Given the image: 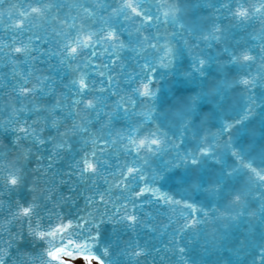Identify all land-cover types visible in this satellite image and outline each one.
Segmentation results:
<instances>
[{
  "label": "snow or ice",
  "instance_id": "1",
  "mask_svg": "<svg viewBox=\"0 0 264 264\" xmlns=\"http://www.w3.org/2000/svg\"><path fill=\"white\" fill-rule=\"evenodd\" d=\"M195 6V5H193ZM203 6V5H201ZM215 7V5H211ZM9 22L13 19L11 9L15 4H6V0H0V20L5 16ZM65 7L76 11L71 20L64 18L62 23L67 25V30L61 29L58 34L59 47L61 48V63L72 66L74 62L83 60L81 66L85 71L81 72L77 81L71 82L69 96L75 93L74 101L65 99L59 101L53 95L52 99L44 102L47 85L39 87L42 81H38L37 88L25 87L27 99H36L38 102L29 111L36 119L33 125L15 114L5 121H0V138L7 140L9 152H21L19 144L9 138V131L15 126L27 137L26 142L32 146H43L45 149H64L70 147L69 142L73 137L79 136L85 139L92 138V144L79 154V159L73 158L70 165L72 172H79L82 177L91 180L100 175L101 170L108 171L112 168L109 163L111 154L116 159H124V166L115 173H109L114 177L116 187L121 188V197L112 202L111 197L106 200L105 192L94 191V195L85 196L84 208L77 207L73 211L71 205L76 202L73 199L67 201L70 207H61L56 210V202L49 197L46 190L41 188L39 182L29 185L24 175L15 173L0 177V189L6 188L7 193L0 194V264H72V259L81 258L85 264H120L115 258L118 245L114 244V232L116 225L135 226L139 223L137 212V199L141 205L148 199V194L157 197L154 203L159 204L162 198L165 204H180L183 202L189 214L185 217L184 227L199 225L191 231H199L202 238L213 247H225L229 240V232L225 231L209 235L204 230V223L208 220V213L201 205L189 203L187 199L175 200L171 195L162 193L163 182L172 178L173 168H184L186 172L180 178L183 192L208 193L213 199L223 198L225 190L230 182L241 178L242 170L247 167L259 178V188L256 193L261 207L259 208L261 227L264 228V169L257 171L251 163L244 164L247 149L243 139L247 138L249 129V117L253 115L256 107L255 101L249 97V102L235 113L233 117L225 120L224 115L230 101V88L233 84L242 83L249 89H254L257 83L264 86V37H261L254 48H248L243 44H230L226 35L221 33L217 26L207 34L199 23L185 27L180 23L178 13L182 7H188L181 0H101V2L85 7L82 4H62L60 0H34L28 8L19 13L15 23L31 26V19L41 22L57 18V13ZM221 7H224L221 4ZM254 11L250 14L248 8L242 3H233L227 7L233 18L239 23L252 16L264 17V0L260 4L249 5ZM83 9V14H81ZM133 14L140 20V26L135 29L134 36L132 25L126 22L133 21ZM51 26V25H49ZM150 29H155L150 35H143ZM168 29H175L171 33L172 39H167ZM143 39V47L137 51V46ZM188 37L189 39H185ZM39 38V37H38ZM189 40L191 43H189ZM135 42V43H134ZM215 47L226 56V63L234 66L240 79L230 78L231 69L221 67V71L213 76L207 69L208 65H218L220 60L211 52L205 51L195 55L190 68L192 71L183 72L182 82L193 83L191 89H177L172 92L167 88L158 87L154 81L157 79V63L162 68L170 71H179L180 58L193 49L200 52L202 48ZM130 48L137 58L142 60L141 74L133 78L128 75L127 89L120 95L111 74L106 81H101L102 88L97 94L86 92L81 95V88L87 89L91 81L86 83L89 70L93 68V61L99 58L100 53L107 55L108 64H116L117 61L127 59L122 52ZM145 48L153 50L154 59L148 55L140 56ZM20 51V49H16ZM163 53L160 55V53ZM260 65L258 73L254 75L251 69ZM146 70V71H145ZM114 71V69H113ZM100 75H104L100 72ZM125 75H127L125 73ZM166 75V74H165ZM151 76V79H149ZM117 92L120 98L109 109L111 94ZM131 95H128V93ZM91 96V98H88ZM264 104V98L261 99ZM83 113V114H81ZM31 119V116L29 117ZM107 128L106 133H101L97 138L93 131L94 125L101 124ZM218 121V124L213 123ZM23 125V127H22ZM119 126V130H118ZM260 135L264 138V109L261 111ZM211 127H216L212 131ZM244 132L245 136L239 142H233V133ZM212 140L209 142L208 137ZM191 137L195 141V150L184 149L181 154L180 146L186 144ZM17 140L21 137H17ZM107 147H100V142ZM223 148V155L231 154L240 163L236 168L229 170L226 159L219 162V174L209 183L206 175H199L197 169L204 167V161L216 160L217 153ZM95 149V150H92ZM109 153V156L101 158L99 154ZM90 153V155H89ZM29 150L21 152V156H27ZM166 155L172 156L169 162L164 161ZM156 165L154 168L153 165ZM39 175V174H38ZM108 181L106 180L105 183ZM142 185V186H141ZM157 185H160L159 187ZM235 188V184L233 183ZM19 189L28 191V199L23 203L9 199L4 203V195L14 193ZM127 193L125 195L124 193ZM75 195V193H74ZM243 193L233 192V203L242 201ZM135 197V198H134ZM97 200L100 208L93 214L88 209L95 207ZM127 201V204H125ZM111 203V211L108 204ZM131 206V210L129 209ZM200 212L204 220L194 215ZM224 213L223 215H227ZM243 215V213L241 214ZM220 218L218 209H212L211 219ZM233 221L236 217L231 218ZM13 224V228L19 225V230L13 232L5 224ZM109 225L113 231H108ZM227 226V225H226ZM6 233V236L4 235ZM17 246L13 248V245ZM39 245L42 252L33 256L28 250ZM9 249H13L11 252ZM183 251V249H181ZM260 264H264V233L259 245ZM219 264H234V262L219 261Z\"/></svg>",
  "mask_w": 264,
  "mask_h": 264
},
{
  "label": "water",
  "instance_id": "2",
  "mask_svg": "<svg viewBox=\"0 0 264 264\" xmlns=\"http://www.w3.org/2000/svg\"><path fill=\"white\" fill-rule=\"evenodd\" d=\"M62 4H82L85 7L101 2V0H60ZM139 2V0H136ZM172 2V0H168ZM188 7H182L178 13L180 23L185 27L192 26L195 22L203 28L207 34L214 27H219L221 33L226 35L230 44H243L248 48H254L255 44L264 37V17L252 16L244 21L243 24L227 11V7L233 3H242L248 8L251 14L254 9L249 5L260 4V0H181ZM34 0H6V4H15L16 8L11 9L13 19L9 22L7 18L8 8L4 9L5 16L0 20V121H5L10 115L15 114L17 118H23L28 121V125H33L36 119L32 116L29 109L38 101L36 99L29 100V95L35 93H25V87L29 89L37 88L38 81H42L39 87L47 85L45 91L44 102L52 99L53 95L56 100L64 101L76 99L75 93L69 96L71 82L77 81L81 72L85 71L83 67L77 68L75 65H83L84 61L79 60L73 63L72 66H66L61 63L62 60L61 48L59 45L58 34L61 29L67 30V25L61 21L64 18L71 20L76 15V11L70 7H65L57 13L56 19H51L41 22L35 18V14L31 19V26L28 23L19 25L15 23L19 13L28 8L29 4H33ZM221 4L224 7H221ZM195 5V6H193ZM203 5V6H201ZM211 5H215L212 7ZM83 14V9L80 10ZM261 11H264L262 9ZM133 21L126 23L131 24V31L136 35L135 29L140 26V20L133 14ZM51 25V26H49ZM155 29H150L143 35H150ZM175 29H168L167 39H172L171 33ZM39 37V38H38ZM185 39H189L185 37ZM135 43V42H134ZM189 43L191 41L189 40ZM143 47V39L137 46ZM20 49V51H16ZM208 51L216 55L220 64L208 65V71L216 76L220 73L221 67L231 69L229 72L230 78L240 79L241 77L235 71L234 66L226 63V56L220 53L215 47L211 49L202 48L200 52L193 49L180 58L179 71H170L167 68H162L157 63V71L155 73L157 79L154 81L163 92L165 88L174 92L177 89L186 90L195 86L193 83H183L182 73L192 71L191 63L194 61L195 55L202 54ZM261 51H264L262 46ZM140 56L148 55L149 59L155 58V53L152 49L145 48ZM163 53L161 52L160 55ZM122 56L128 58L117 61L116 64H108L107 55L99 54V58L93 61V68L89 70L86 78V83L91 81L87 89L81 88V95L86 92H91L92 95L97 94L106 85H102L101 81H106L111 74L116 87L119 89L120 95H123L129 83L127 76L133 78L141 74L142 60L137 58V54L133 53L130 48H126L122 52ZM260 65L257 63L251 71L254 75L258 73ZM114 69V71H113ZM146 71V70H145ZM103 72L104 75H100ZM125 73L127 75H125ZM166 74V75H165ZM151 79V76H149ZM230 101L227 106L226 113L223 114L225 120L233 117L245 103L249 102V97L255 101L256 107L253 109V115L249 117L248 135L243 139L244 147L247 149V156L244 159V164L251 163L257 171L264 169V138L260 135V120L261 111L264 109V104L261 99L264 98V86L257 83L254 89H249L242 83L233 84L230 88ZM128 95H131L129 92ZM109 99V109L120 98L117 92L111 94ZM88 98H91L89 96ZM83 114V113H81ZM31 116V119L29 118ZM218 124V121H213ZM23 127V125H22ZM119 130V126H118ZM212 131H216V127H211ZM93 131L97 138L103 132H107V128L101 124L94 125ZM9 138L19 144L21 152L25 149L29 150L27 156L22 157L21 152H9L10 145L7 140L0 138V177L6 174L15 173L24 175L29 185L39 182L41 188L46 190L49 197L56 202V210L61 207L68 208L67 201L73 199L76 203L71 205L73 211L77 207L84 208L85 196H93L94 191L105 192L106 189H111L106 195V200L111 197L112 202H116L121 197V188L116 187L114 177L109 173H115L119 168L124 166V159H116L115 154H111L109 163L112 168L108 171L101 170V174L89 180L86 176L82 177L79 172H72L70 165L73 164V158L79 159V154L92 144V138L73 137L69 142L70 147L64 149L49 148L43 146H32L27 143V137L22 132L13 127V130L8 133ZM21 139L17 140V137ZM245 136L244 132L233 133V142H239ZM211 142L212 137H208ZM100 147H107L100 142ZM189 151L195 150V141L189 140L185 145L180 146L181 154L184 149ZM95 150V149H92ZM90 155V153H89ZM101 158L109 156V153L99 154ZM223 155V148L217 153L216 160L204 161V167L197 169L199 175H206V178L211 183L219 174L220 160ZM223 159L227 160L229 170L236 168L240 163L231 154L223 155ZM172 156L166 155L164 161L169 162ZM155 168L156 165L154 164ZM174 175L171 179L163 182L162 193L171 195L175 200L182 201L187 199L189 203L201 205L204 211L208 213V220L203 227L205 232L211 239L214 235H219L222 232H229V240L225 247H213L202 238L199 231H191L192 228H199V225H190L189 228L184 227L185 217L188 216L189 210L183 202L180 204H165L163 199L160 203H154L157 198L152 194H148V199L143 205L137 199L139 223L135 226L116 225L117 231L114 232V244L118 245L115 258L120 264H219V261L234 262V264H260L259 245L261 242L264 228L261 227L259 208L261 202L256 195L259 188V178L245 167L242 170L241 178L235 182H230L225 190L223 198L213 199L208 193L183 192V187L180 183V178L185 174L184 168H173ZM39 174V175H38ZM108 181L105 183V181ZM235 184V188L233 187ZM142 186V185H141ZM158 187L160 185H157ZM243 193L242 201L233 203V192ZM7 193V189H0V194ZM75 193V195H74ZM127 195V193H124ZM9 199H14L17 202L23 203L28 199V191L19 189L14 193L4 195V203L7 204ZM127 204V201H125ZM218 209L220 218L216 221L211 219L212 209ZM100 208V202L97 200L95 207H89V211L93 214L97 213ZM108 209L111 211V203L108 204ZM131 210V206L129 205ZM0 211H3L0 206ZM227 215H223L224 213ZM243 213V215H241ZM198 219L204 220L200 212H194ZM236 217L233 221L231 218ZM2 221V218H0ZM227 225V226H226ZM13 232L19 230V225L13 228V224H5ZM108 231H113V226L109 225ZM6 236V233L4 234ZM17 245L14 244L13 248ZM183 249V251H181ZM13 249H9L11 252ZM33 256H37L42 252L39 245L28 250ZM78 258V257H77ZM76 258L72 259L75 260ZM73 264V263H72Z\"/></svg>",
  "mask_w": 264,
  "mask_h": 264
}]
</instances>
